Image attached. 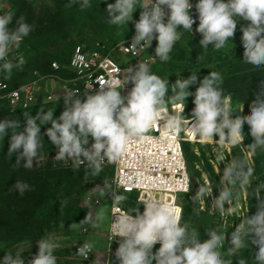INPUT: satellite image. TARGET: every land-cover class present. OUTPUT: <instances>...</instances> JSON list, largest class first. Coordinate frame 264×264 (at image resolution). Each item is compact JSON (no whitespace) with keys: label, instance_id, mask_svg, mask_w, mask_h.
I'll return each instance as SVG.
<instances>
[{"label":"clouds","instance_id":"1","mask_svg":"<svg viewBox=\"0 0 264 264\" xmlns=\"http://www.w3.org/2000/svg\"><path fill=\"white\" fill-rule=\"evenodd\" d=\"M72 4H78L84 10L91 7L92 0H69V5ZM137 7L142 11L135 22V35L129 48H149L155 39L158 43L154 57L163 62L169 61L175 43L181 38L178 29L193 33L192 0H114V3H107L106 19L112 25L128 27ZM195 9L199 20L196 32L202 36L199 44L203 49L209 48V45L217 51L224 48L228 39L234 38L238 24L248 21L246 26L241 27L243 62L257 69L264 68V0H198ZM12 20L13 16L0 13V75L6 78L14 69H22L25 61L12 57L11 51L18 48L20 42L33 31V25L24 16L18 17L14 30L9 27ZM197 74L191 73L187 79L177 77L175 83H170L169 79H162L153 73L147 63H139L135 70L128 68L125 71L121 79L122 87L119 86L120 81H110L107 86L100 84L94 93L85 90L84 99L79 92L67 91L65 109L59 117H54L52 111L38 112L35 116L25 114L23 131L19 130L21 121L0 120V140H5L11 130L13 134L8 152L12 155L18 153L16 164L21 165V160H26L23 167L31 168L42 148L41 125L51 122L46 134L57 146L55 159L78 162L85 165V175L99 176L106 161L116 162L125 158L131 145H167L172 137L186 129L202 143L215 141L219 146L228 148L244 142L245 126L248 125L254 138V142L248 145L249 156L242 155L226 164L219 181L222 190L210 207L222 218L235 215L240 211L241 196L248 194L255 180L250 156L257 151L264 152V81L260 84L261 91L256 95L251 115L244 118L233 108L232 96L224 94L221 87L223 77L219 72L211 71L199 81L195 93H192L190 86L198 82ZM129 82L133 87L126 96L122 95L121 90ZM193 95L195 107L190 123L183 116L185 108L182 105L187 97ZM57 99L59 101L60 97ZM169 104L174 106L171 112ZM161 121L164 122L162 128ZM156 127L160 129L159 135L150 136ZM217 135L218 140H214ZM214 154L215 158L222 159L221 154ZM146 171L136 169L128 182L139 187L151 183ZM204 181L193 198L203 199L205 195L209 197L212 194L213 188L207 175ZM121 183L124 184V181ZM14 189L20 195L31 190L30 185L22 180H17ZM130 190L125 186V191ZM92 191L104 194L101 187ZM262 191L264 183L253 189V197L259 200L254 215L241 216L240 222L233 226L234 230L227 234L223 226L208 230L209 238L203 242L187 222L181 223L180 207L162 199L141 198L140 203L145 206L142 213L138 209L130 215H112L113 237H120L112 264H230L222 252L225 240L228 250L239 257L238 264H248V260L236 254L242 249L249 251L254 246L258 247V251L252 259L255 264H264ZM114 194V208L123 205L126 197ZM104 211L96 210L93 216L90 209L83 222L97 226L104 220ZM79 227L80 222H75L69 229L78 230ZM157 243L160 247L154 252ZM57 247L58 244L51 238L40 239L38 253L30 264H57L54 255ZM94 248L93 241L85 240L76 254L87 258ZM0 264H25L24 255L15 250L6 252Z\"/></svg>","mask_w":264,"mask_h":264},{"label":"rangeland","instance_id":"2","mask_svg":"<svg viewBox=\"0 0 264 264\" xmlns=\"http://www.w3.org/2000/svg\"><path fill=\"white\" fill-rule=\"evenodd\" d=\"M30 1L35 6L37 15L42 14L45 18L60 11V13H64L65 23L70 29L69 37L65 38V40L69 43L68 46L71 49L79 43H86L87 45H94L97 41L115 43L134 36L135 32H131L130 28L135 25L133 23L134 16L138 11L142 10L137 7L133 14V20L129 22L127 27V25H112L106 19L107 3H114V0H101V6L92 11L91 8L81 10L79 6H71L68 9L66 5L60 9L54 0ZM247 23L249 22L241 21L237 27L241 30V27L246 26ZM201 38L200 33L181 34V38L175 43L170 53L169 61L163 62L155 57L154 61L149 65L150 70L162 79H169L170 83H175L177 77L187 79L191 73H198V82L190 86L192 93H195L196 88L199 86V81H202L211 71L219 72L223 78L230 77L233 73L242 75L245 71H248L240 65L241 56L236 54L233 42L228 40L226 46L218 51L213 50V48L203 49L197 44L198 42L190 45V42L200 41ZM56 47L50 46L39 49H45L46 52L53 54V49H56ZM181 49L185 53L183 56H181ZM195 49L196 58L190 60L189 57ZM153 53L155 55V50H153ZM128 93L124 95L126 96ZM171 94L170 91L169 95ZM227 95L232 96L231 103L233 108L236 109V113L247 118L248 111L254 106L255 100H249L248 102L246 100L248 96L243 94L233 96V93H229ZM190 97L192 96L187 97L186 100ZM48 111L54 112L55 110L50 109ZM36 114L34 113L33 116ZM24 126L20 127V129H24ZM214 140H218V135L214 137ZM253 142L254 138L250 135V126L246 125L244 142L238 146L224 148L219 146L215 141L202 143L199 140L186 143V149L190 156L188 164L192 185L190 192L182 197V205L188 204L190 210L183 216L181 223L187 222L200 235L201 242L209 238L208 230L223 226V230L227 234L234 230L235 225L240 222L241 216L245 214L251 216L249 193L253 192V189L261 183H264V152L260 151L250 156L252 166L255 169V180L252 184L253 189L249 188L248 194L241 196L240 211L235 215H228L222 218L210 207L222 190L219 181L222 178L226 164L242 155L249 156L248 145ZM56 149L52 150L50 154L46 153L38 156L36 161L34 159L33 166L41 164L47 159L54 160L58 152L54 153ZM214 152L221 154L222 159L215 158ZM205 175L208 177L210 187L213 188L212 194L209 197L205 195L203 199L193 198L199 191L200 184L205 183ZM96 187L103 188L104 194H101L99 191L93 192L92 189ZM256 191L258 192L259 190L257 189ZM111 192L112 184L109 175L92 176L90 180L75 186L57 187L54 193L32 215L12 217L5 210L1 209V205H6L8 188L6 181L0 177V260L6 255V252L12 250L14 252L15 250L24 255L25 264H30L31 260L38 253L39 240L51 238L58 244L54 255L57 257V263L59 264H112L118 245L112 246V249L109 250L110 246L106 237L109 227L111 203L109 195ZM96 198L100 199V203L96 202ZM90 209L93 216L96 210H105L104 220L95 227L92 223L83 222ZM75 222H80L79 229H69L71 224ZM85 240L95 243L94 254L87 261L81 260L74 254V249L79 244L84 243ZM228 249L229 245L227 240H225L222 249L224 257L230 261V264H238L239 257H235ZM255 253L256 248L253 247L249 251L248 249H242L236 255L246 258L248 264H255V261L252 259Z\"/></svg>","mask_w":264,"mask_h":264},{"label":"built area","instance_id":"3","mask_svg":"<svg viewBox=\"0 0 264 264\" xmlns=\"http://www.w3.org/2000/svg\"><path fill=\"white\" fill-rule=\"evenodd\" d=\"M198 0H192L194 5L192 12L194 17L193 33H196V28L199 24L198 12L195 9V4ZM10 9L8 0H0V13H7ZM166 12L169 10L166 8ZM181 33V28L178 29ZM192 33L191 31H189ZM132 37L118 41L114 44H107L97 41L94 45L79 43L74 47L70 60L67 64L53 61L49 72L42 73L38 69L33 71L32 77L27 81L12 86L4 77L0 75V104L6 105L10 112H16L21 109H27L39 101L50 102L64 99V96L71 92H79V95L85 94V90L89 89V93H93L100 88V84L107 86L110 81H120V87L123 85L121 79L124 78L125 71L128 68H135L139 63H147L148 66L154 61L155 55L153 50L157 46V41L154 39L151 47H131ZM12 57L22 58V52L19 48H14L11 51ZM65 71H69L65 73ZM132 83L129 82L121 90L124 95L131 90ZM92 88V89H90ZM184 107L183 116L186 121L191 120V116H186V106ZM171 112L173 105L168 106ZM161 121V128L163 126ZM191 123V121H190ZM159 127L154 128L150 132V136L159 135ZM195 137L186 129L179 132L171 138V143L167 145L156 144H139L131 145L129 154L120 161H106L103 166H111L113 175L110 177L112 184V192L109 195L111 200L109 210V227L107 240L112 249V246H119L120 237H113L111 231L112 215L113 214H128L130 215L134 208L126 206V200L132 194H136L134 202L138 205L135 209L142 213L144 211V203L141 198L162 199L164 202L178 206L183 210L182 197L191 190L192 179L188 168V162L185 153V144L194 142ZM56 157V156H55ZM54 160L66 167H83L78 162L68 160ZM147 169L146 175L151 180V183H146L145 186L139 187L128 182L136 169ZM124 181V184L121 183ZM125 186L130 188V191H125ZM124 195L126 197L123 205L114 208L113 200L115 194ZM96 202L100 203V199L96 198ZM135 215V212L133 213ZM86 230V229H85ZM79 244L74 250L77 253ZM156 245H160L157 243ZM94 250L89 256L83 257L79 255L81 260L87 261L92 258Z\"/></svg>","mask_w":264,"mask_h":264},{"label":"trees","instance_id":"4","mask_svg":"<svg viewBox=\"0 0 264 264\" xmlns=\"http://www.w3.org/2000/svg\"><path fill=\"white\" fill-rule=\"evenodd\" d=\"M11 4L8 14L13 16L12 23L10 24L11 29L17 27L16 20L19 16H24L28 23L33 25V31L29 36L25 37L19 45V50L22 52L23 60L25 61L22 69H14L13 72L5 79L12 85L17 86L32 77L33 71L38 69L42 73H47L50 70L51 63L53 61H58L63 64H67L70 60L71 54L74 50V45L69 48V43L65 40L69 37L70 29L65 23L64 13H56L47 18L42 14L37 15L35 6L30 0H8ZM58 8H63L66 5V8L69 9L71 6H79L78 4L69 5V0H54ZM102 3L101 0H92L91 11L96 10L97 7H100ZM138 11L134 16V22L140 18V12ZM131 32H135V25L130 28ZM190 33L187 30L181 28V34ZM198 33V32H196ZM242 31L237 27V31L234 35V38L230 37L228 40L233 42L234 49L236 54L241 56L240 65L248 71H245L242 75H236L233 73L230 77L223 78V84L221 85L224 94L233 93V96L237 95H246L247 101L256 100V95L261 91L260 84L264 81V68H254L252 65L246 64L243 62V52L244 48L241 41ZM62 42H64L62 44ZM107 44H114V42L101 41ZM193 41L190 42V45L195 44ZM116 43V42H115ZM86 44V43H82ZM200 45V44H199ZM57 46L56 49H53V54L46 52L45 49H39L44 47ZM209 45V49H211ZM213 50H215L213 48ZM181 51V56H183L184 50ZM196 49L191 53L189 57L192 60L195 57ZM69 71H65L68 73ZM94 93V92H93ZM81 99L86 98L85 94L79 95ZM194 96L190 97L188 100H184L186 106V116H192V110L195 107ZM55 110L54 117H59V115L64 111L65 104L64 99L50 101V102H41L27 108L21 109L16 112H10L6 105L0 104V120L3 119H13L21 121V127L25 124V114L32 115L34 113L42 112L43 110ZM47 110V111H48ZM46 112V111H45ZM248 116L251 115V109L248 111ZM51 127V122L41 125V143L42 148L39 152V156L42 154H50L52 150L56 149L57 146L53 145L47 136V128ZM23 131L24 129H19ZM12 131L9 130L8 134L5 136V140H0V177L6 181V186L8 188V193H6V205H1V209L5 210L6 213H9L12 217L19 216H30L35 213L41 205L54 193V190L57 187L65 186H75L86 182L92 178V175H85V166L83 167H66L57 163L53 159H47L41 164H37L31 168H24L23 164L26 160H21V165L16 164V156L18 153L13 155L8 152L10 147V138L12 136ZM185 144V153L186 159L190 161V156L188 155V150L186 149ZM22 151V149H21ZM58 149L54 151L56 153ZM189 168V164H188ZM112 176L113 168L111 166H103V171L99 176ZM17 180H22L27 182L30 185L31 190L26 191L23 195H20L18 190L14 189V186L17 183ZM194 190V184H193ZM188 194V193H187ZM136 194L130 195L128 200H126V205L134 208H138V205L134 202ZM264 195V192L261 193ZM250 201V213L254 215L258 210L259 200L254 196L253 192L249 193ZM189 205L183 206L182 216L189 211ZM160 246L155 245L153 251L158 250ZM251 245H249V248ZM256 252L258 251V247ZM74 254H76L74 250ZM59 264V263H57Z\"/></svg>","mask_w":264,"mask_h":264},{"label":"bare ground","instance_id":"5","mask_svg":"<svg viewBox=\"0 0 264 264\" xmlns=\"http://www.w3.org/2000/svg\"><path fill=\"white\" fill-rule=\"evenodd\" d=\"M194 141H198L197 139H194Z\"/></svg>","mask_w":264,"mask_h":264}]
</instances>
